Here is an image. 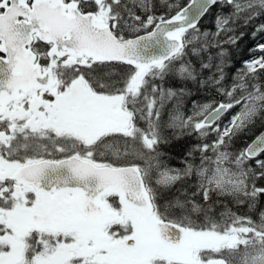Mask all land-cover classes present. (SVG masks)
<instances>
[{
  "label": "snow or ice",
  "instance_id": "obj_1",
  "mask_svg": "<svg viewBox=\"0 0 264 264\" xmlns=\"http://www.w3.org/2000/svg\"><path fill=\"white\" fill-rule=\"evenodd\" d=\"M257 20L264 0H0V264H264V43L227 73Z\"/></svg>",
  "mask_w": 264,
  "mask_h": 264
},
{
  "label": "trees",
  "instance_id": "obj_2",
  "mask_svg": "<svg viewBox=\"0 0 264 264\" xmlns=\"http://www.w3.org/2000/svg\"><path fill=\"white\" fill-rule=\"evenodd\" d=\"M215 11V10H214ZM264 23V20H257L254 21V24ZM201 25L204 29L214 31V17L212 14H209L205 18L202 19ZM245 32V36L243 39L239 41V44L234 49H231L233 52V59H232V66L227 69V73L229 76L234 75L235 71L242 66L244 60L251 58L252 52L251 49L255 48L257 43L264 38V34L257 33L255 36L252 35L254 28L249 26L243 29ZM168 86H172V81L168 82ZM193 93L196 92V89L192 88ZM212 95L211 92H201L200 95L197 97L198 100L203 101L206 97ZM186 107L188 110L191 109V104L186 102ZM262 129H257L256 131H260ZM193 142V138H186L181 141L173 142L168 148L166 149L172 156V163L178 166V162L183 155V152L186 150L187 146ZM239 143V142H238Z\"/></svg>",
  "mask_w": 264,
  "mask_h": 264
},
{
  "label": "rangeland",
  "instance_id": "obj_3",
  "mask_svg": "<svg viewBox=\"0 0 264 264\" xmlns=\"http://www.w3.org/2000/svg\"><path fill=\"white\" fill-rule=\"evenodd\" d=\"M260 43H264V38L260 41Z\"/></svg>",
  "mask_w": 264,
  "mask_h": 264
},
{
  "label": "water",
  "instance_id": "obj_4",
  "mask_svg": "<svg viewBox=\"0 0 264 264\" xmlns=\"http://www.w3.org/2000/svg\"><path fill=\"white\" fill-rule=\"evenodd\" d=\"M262 130H264V129H262Z\"/></svg>",
  "mask_w": 264,
  "mask_h": 264
}]
</instances>
